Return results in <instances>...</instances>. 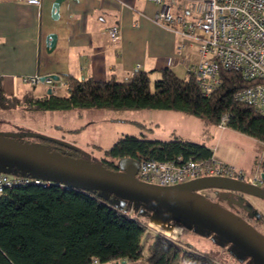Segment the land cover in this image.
Returning a JSON list of instances; mask_svg holds the SVG:
<instances>
[{
  "label": "trees",
  "instance_id": "16d2710c",
  "mask_svg": "<svg viewBox=\"0 0 264 264\" xmlns=\"http://www.w3.org/2000/svg\"><path fill=\"white\" fill-rule=\"evenodd\" d=\"M220 75L221 84L209 95L202 94L190 72L179 76L171 67L160 70L153 86L149 72L143 70H135L128 81L70 74L64 95L52 92L41 96L7 95L0 81V109L19 103L31 112L155 108L199 115L216 124L221 115L228 112L229 127L264 141V115L252 104L234 97V93L250 81L234 70H221ZM140 125L147 128L143 123ZM36 136L60 155L74 157L81 153L78 148L57 139ZM137 152L157 159L172 158L179 153L185 157L208 158L213 153L202 142L148 138L144 132L140 135L125 133L103 150L97 164L105 169L120 170V160L125 158L133 164ZM112 195L55 182L47 186L26 184L9 188L0 194V264H89L93 258L100 262L141 258L146 264H227L160 232L152 233V240L143 253L142 237L148 229L147 223L129 212L128 199L122 198L119 204L111 199ZM257 221L264 223V209Z\"/></svg>",
  "mask_w": 264,
  "mask_h": 264
},
{
  "label": "crops",
  "instance_id": "0c3cea01",
  "mask_svg": "<svg viewBox=\"0 0 264 264\" xmlns=\"http://www.w3.org/2000/svg\"><path fill=\"white\" fill-rule=\"evenodd\" d=\"M54 1L43 0L37 6L21 0H0V81L7 95L22 96L29 93L41 96L47 93L48 88H51L52 93L62 92L64 95L67 91L66 78L70 74L128 81L135 70L147 71L150 77L158 78L160 70L169 67L166 60L175 54L179 34L154 21L158 5L153 2L60 0L57 15L52 17ZM135 18H138L137 24L133 23ZM112 24H119L121 27V38L117 40L112 39L107 32ZM49 32L56 34L52 49H47L46 46L45 39ZM184 55L191 62L198 59L194 46L187 45ZM185 59L171 67L179 76L187 74ZM34 73L40 76L57 74L59 77L51 83L40 81L35 85L22 79L23 75ZM120 116L107 117V120L127 119ZM128 120L140 122L136 119ZM78 127L81 129L76 132L83 130V124ZM171 136L173 137L170 139L199 142L192 134L174 133ZM207 146L213 152V146ZM179 229L169 237L184 243L180 240ZM147 231L158 232L150 226ZM149 243L150 238H147L143 253ZM103 262L99 264H106ZM107 262L146 264L141 258H119L114 262Z\"/></svg>",
  "mask_w": 264,
  "mask_h": 264
},
{
  "label": "rangeland",
  "instance_id": "374dc122",
  "mask_svg": "<svg viewBox=\"0 0 264 264\" xmlns=\"http://www.w3.org/2000/svg\"><path fill=\"white\" fill-rule=\"evenodd\" d=\"M155 79L153 76L151 77L152 86ZM60 93L62 94V92ZM118 115L127 119L107 120V117H117ZM128 119H136L140 122ZM142 123L146 125L147 129L144 130L143 126H140ZM57 124L63 128H57L55 126ZM82 124L83 130L80 132L65 130ZM141 131H144L148 138L163 140L172 138L171 135L174 133L192 134L194 139L199 142L213 146L215 157L235 165L245 174L257 172L258 168L264 172V141L229 126L221 128L216 123L199 115H185L181 111L155 108L132 110L72 108L31 112L22 103L11 108L0 109V137L15 142L21 141L23 144L47 152L54 150L46 141L40 140L36 135L58 139L80 150L81 153L73 157L77 162L91 165L97 164L103 150L110 147L119 136L125 133L140 135ZM0 170L17 171L18 168L6 167L0 163ZM204 192L207 193L205 198L232 216L243 220L264 237V223L255 226L252 218L249 220L248 217L246 218V215L256 213L253 210L264 209V198L216 187H205ZM111 199L119 204L122 202V198L114 195L111 196ZM128 204L129 212L138 215L147 224L150 223L148 226L155 231L171 236L181 226L179 229L180 240L185 244L202 252H208L227 264H257L243 250L206 227L179 215L160 216L152 208H147L146 204L139 201L128 200ZM240 210L246 211V215ZM152 236L150 231H146L142 237L143 245L147 238H150L151 242ZM103 263L108 264L107 261Z\"/></svg>",
  "mask_w": 264,
  "mask_h": 264
},
{
  "label": "built area",
  "instance_id": "2783aa9c",
  "mask_svg": "<svg viewBox=\"0 0 264 264\" xmlns=\"http://www.w3.org/2000/svg\"><path fill=\"white\" fill-rule=\"evenodd\" d=\"M41 5L43 0H21ZM158 5L154 21L179 34L175 54L167 58L169 67L184 61L187 45L194 46L198 59H185V67L204 95L211 94L222 82L221 70L237 71L250 84L239 88L234 97L250 103L264 115V0H149ZM138 23V18L134 19ZM112 39L121 38V27L112 24L107 28ZM22 79L32 85L40 81L51 83L53 78L40 74L23 75ZM230 114L221 115L217 125L228 126ZM136 176L142 181L161 186L184 184L202 177H220L243 180L264 187V172L245 174L233 164L218 159L185 157L182 153L172 158L157 159L137 152ZM63 182L36 176L28 171L20 173L0 170V194L18 185ZM205 187L196 186L191 192L205 196ZM134 201V200H131ZM147 225H150L147 224ZM118 259H111L112 262ZM93 258L89 264H99Z\"/></svg>",
  "mask_w": 264,
  "mask_h": 264
},
{
  "label": "water",
  "instance_id": "95a60500",
  "mask_svg": "<svg viewBox=\"0 0 264 264\" xmlns=\"http://www.w3.org/2000/svg\"><path fill=\"white\" fill-rule=\"evenodd\" d=\"M59 2H53L52 17L57 15ZM55 37L53 32L46 35L47 49L54 47ZM45 76L55 80L59 77L57 74H44L41 78ZM47 93H51V88L47 89ZM0 163L67 185L98 189L120 198L139 201L164 217L171 214L159 209L169 211L172 215L182 216L216 232L243 250L257 264H264V237L243 220L232 216L204 196L191 192L196 186L216 187L264 198V187L227 177H202L184 184L161 186L142 181L136 176L137 160L131 164L123 158L120 160V170L105 169L100 164L77 162L69 155H60L57 151L47 152L3 137H0Z\"/></svg>",
  "mask_w": 264,
  "mask_h": 264
},
{
  "label": "flooded vegetation",
  "instance_id": "af4514ba",
  "mask_svg": "<svg viewBox=\"0 0 264 264\" xmlns=\"http://www.w3.org/2000/svg\"><path fill=\"white\" fill-rule=\"evenodd\" d=\"M241 211V210H240ZM241 212H243V211H241ZM253 212H256V213H254V215L251 213V214H249L248 216L246 215V211L245 212H243L245 215H246V218L249 220V219H251L252 218V221L254 222V225L256 226L257 224H262V223H259L258 221H257V217H259V213L260 212H263V210H261V211H256V210H253Z\"/></svg>",
  "mask_w": 264,
  "mask_h": 264
},
{
  "label": "bare ground",
  "instance_id": "6f19581e",
  "mask_svg": "<svg viewBox=\"0 0 264 264\" xmlns=\"http://www.w3.org/2000/svg\"><path fill=\"white\" fill-rule=\"evenodd\" d=\"M155 213H157V212H155ZM157 214H159V213H157ZM160 216H162L161 214H159Z\"/></svg>",
  "mask_w": 264,
  "mask_h": 264
}]
</instances>
